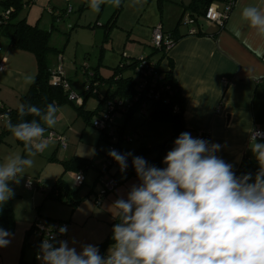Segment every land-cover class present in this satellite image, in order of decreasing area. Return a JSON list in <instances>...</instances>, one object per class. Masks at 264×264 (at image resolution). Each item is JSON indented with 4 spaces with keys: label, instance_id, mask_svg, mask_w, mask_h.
Here are the masks:
<instances>
[{
    "label": "clouds",
    "instance_id": "obj_1",
    "mask_svg": "<svg viewBox=\"0 0 264 264\" xmlns=\"http://www.w3.org/2000/svg\"><path fill=\"white\" fill-rule=\"evenodd\" d=\"M105 3L119 7L121 0H89V7L99 12ZM244 26L262 42L253 50L264 55V8L243 7L231 28L239 36ZM25 80L34 83L32 76ZM58 111L54 102L43 110L21 104V122L13 124L7 114L0 117L26 153L10 155L0 163V205L15 195L10 183L19 184L34 166V157L49 147L45 133L56 126ZM28 115L38 119L24 120ZM257 137L264 139V134L254 132L250 137V150L259 164L254 181L251 173L237 176L233 165L216 155L221 145H210L188 132L175 139L164 157V168L131 152L110 150L121 172L132 156L140 183L131 186L126 199L112 205L120 222L112 229L113 243L106 255L101 256L92 244L78 252L68 241L53 236L42 241L38 259L43 264H264V142H257ZM59 232L65 234L67 227ZM10 235L0 228V248L8 246Z\"/></svg>",
    "mask_w": 264,
    "mask_h": 264
},
{
    "label": "crops",
    "instance_id": "obj_2",
    "mask_svg": "<svg viewBox=\"0 0 264 264\" xmlns=\"http://www.w3.org/2000/svg\"><path fill=\"white\" fill-rule=\"evenodd\" d=\"M190 1L172 0L176 8L175 18L179 19L178 16L186 10L185 6ZM211 4H217L220 8L223 6L222 0H215ZM250 4L264 8V0H235L233 9L223 26L202 20L201 31L205 33L202 36L187 35V28H178L177 35L180 38L160 63V68L167 70L168 61H173V77L180 86L185 100L183 119L188 133L195 137L197 132H203L205 137L202 139L208 141L210 145L213 143L221 145L216 155L232 164L233 170L238 168L243 157L256 160L250 150V137L254 129L264 131V55H258L253 50L262 42L256 39L250 27L244 26L239 36L231 28L232 24L239 20L240 10ZM173 26V21H166V31H172L173 29L170 28L175 27ZM0 43V62L5 59L4 70L0 72V104L8 108H16L20 106L16 105L20 104V96L30 85L25 78L34 77L36 66L35 70L30 67L29 52L12 48L8 42L5 45ZM133 45L134 43L127 44L122 51L128 58L149 55L143 53L144 49L140 47L135 49ZM12 72H19L21 77L11 78L9 74ZM223 79L226 80V84ZM58 113V119L61 120V112ZM126 129L136 132L138 139L123 144L119 153L131 152L133 156L143 157L146 161L154 158L155 155L139 152L138 149L141 146L151 148L163 144L172 137L173 131L171 124L152 122L140 113L132 115ZM257 142H264V139L257 138ZM172 145L174 141L164 148L157 168L166 167L163 160ZM58 154L56 156H59ZM64 158L56 157L60 160V164L65 160ZM127 163L128 167L124 172L115 167L111 169V174L116 176L119 184L113 192L103 197L100 206L96 207L93 195L87 196L91 193L97 194L101 190L96 182V176L87 193H83H86L85 196L77 195L80 199L74 206L64 203L68 210L57 215L59 220L68 223L65 241H68L70 247L79 245L78 252L82 250L83 245L98 246L105 241L112 232L111 223L117 217L116 209L112 207L113 203L119 198L126 199L131 186L140 183L132 165V156L128 157ZM62 171L63 166L60 174ZM79 172L82 171H71L72 174ZM71 173L67 171L62 176V180L70 188L73 187L74 177ZM58 176L52 180L50 188ZM95 182L98 186H95ZM119 222L118 220L117 223ZM31 224L30 219L26 222H18L15 216V227L8 237L10 243L0 248V264L18 263L23 238ZM84 234H87L86 238H82ZM112 243L113 240L107 243L102 256L106 255ZM25 253L26 251L23 253V259L28 261L25 259ZM33 256L34 253L31 259Z\"/></svg>",
    "mask_w": 264,
    "mask_h": 264
},
{
    "label": "rangeland",
    "instance_id": "obj_3",
    "mask_svg": "<svg viewBox=\"0 0 264 264\" xmlns=\"http://www.w3.org/2000/svg\"><path fill=\"white\" fill-rule=\"evenodd\" d=\"M21 2L23 5L28 0H21ZM68 5L73 9L69 17L58 23L55 22L49 10L51 8L65 9ZM116 8L110 3H105L101 5L99 12H94L89 7V0H70L69 2L66 0H34L29 2L27 7L22 6L18 11L17 19L25 18L27 23L37 24L43 30L48 31L53 24L49 44L57 52L49 56L50 68L61 65L72 90L79 96L72 103L66 102L58 106L61 120L58 119L59 113H57L56 126L47 131H54L65 136L67 148L61 149L55 142L49 141V147L34 157V166L26 170L27 173L20 178L19 184L10 183L15 193L12 209L18 222H26L28 219L33 222V218L37 216L59 220L57 215L68 210L62 201L45 198L50 189V183L62 170L60 160L56 157H65V160L71 157L90 160L92 165L85 170V174L83 173L84 186L82 185V188L77 190V195L82 197L87 193L106 156L109 155V143L101 142L97 145L98 130L91 125V121L86 122L78 116L74 109L75 106L82 105L84 110L91 111L98 103V98L94 95L85 96L83 94V89L88 85V74L96 71L98 76H109L112 68L118 65L122 51L130 43H134L132 47L135 49L141 48L144 49L143 53L151 54L153 52L152 26L160 24L162 30L166 32V21H173L175 26L178 20L175 18L176 8L172 0H121L118 11L112 19L113 23L110 20ZM2 10L4 7L0 3V13ZM183 15L178 16L181 18L178 26L180 29L186 28L182 22ZM68 25L72 28H68ZM1 42L4 45L7 43L5 38H1ZM28 54L30 67L35 70L34 56L30 52ZM152 55L155 56V54ZM84 69H87L88 74L84 73ZM130 73H132L131 70L127 69L123 75ZM9 75L13 79L21 77L19 72H12ZM117 120L120 121V118ZM4 122V119L0 118V133ZM173 147L174 145L170 148ZM57 153L59 156H56ZM15 154L26 156L23 144H19L8 132L0 142V163H3L6 157ZM73 174L71 173V176ZM67 179H70L69 175ZM27 180H30L37 189H28L25 186ZM95 186H98L96 182ZM84 192L86 193L83 194ZM91 195L94 196L93 193L87 196ZM86 237L87 234H84L82 238ZM36 241V237L29 233L24 251H26L25 259L30 262L34 260L31 256L35 251ZM75 248L78 250L79 245Z\"/></svg>",
    "mask_w": 264,
    "mask_h": 264
},
{
    "label": "trees",
    "instance_id": "obj_4",
    "mask_svg": "<svg viewBox=\"0 0 264 264\" xmlns=\"http://www.w3.org/2000/svg\"><path fill=\"white\" fill-rule=\"evenodd\" d=\"M32 1L34 0H28L27 3L22 5L21 0H0V3L4 7V10H2L0 13V39L5 38V40H7L8 42V45L12 48L30 52L34 56L36 64L34 83H30L27 91L20 96V105L31 104L43 110L46 108L47 104L53 102L57 106L62 105L66 102L72 103L73 101L68 99L66 91L61 86L53 83L51 80V72L54 70V68H50L49 56L51 53L57 52V50L49 44V38L53 24L47 31L39 28L37 24L32 25L27 23L25 18L17 19L19 9L22 6L27 7L29 2ZM213 1L215 0H191L190 3L185 6L186 10L183 11L182 15L186 14V11L187 13H189L194 21L193 27L196 30L194 34H189V27L185 25V27L187 28V35L202 36L205 34L201 31L202 20H205V11ZM64 10L65 9L51 8L49 12L53 16L55 22L58 23L62 20L67 19L71 14L70 13L68 16H63ZM117 11L118 7L114 11L110 21H112ZM112 22L114 23V20ZM180 23L181 18L178 19L172 31L164 32L167 35V39L170 40L172 46L180 38V36L177 35V30L179 28L178 26ZM71 28L72 26L70 27V29ZM169 49L170 48L167 47L166 44H162L159 48L153 47V52L145 56L154 65V75H156L157 80L155 86L148 83L149 85H146L145 88L141 91H139L137 87L139 78L137 77L138 72L135 71V66L139 64L138 57L128 58L125 53H121L118 65L112 68V71L107 77L98 76L96 71L94 73L88 74L87 69H84V73L88 74V85L85 89H83V94L85 96L94 95L96 98H98V103L96 107L91 111L84 110L82 105L74 107L78 116H81L86 122H90L95 115H97L104 109V105L107 100H112L115 98L126 100L127 102L125 103V106L119 109V113L121 114L116 118V125L118 127L116 131L119 132V137L122 134L132 133L136 134L138 139V134L136 132L127 131L126 129L127 122L135 113L142 114L147 120H150L152 122L171 124L173 130L172 137L168 141L155 147L144 148L141 146L138 149V151L142 153L154 154V158L148 160L147 162L149 165H154L156 167H159L160 165L161 155L164 148L170 142L175 141V139L182 132H188L184 125L183 119L185 100L182 95L180 86L173 77V61H168L167 70H162L160 68V63L166 57ZM152 54H155V56H153ZM150 68H153V66L149 64L144 66L145 70H148ZM127 69L131 70L132 73L123 75V72ZM66 79L70 85L69 79L67 77ZM99 88H101V90H99ZM102 90L103 92H101ZM150 90H153V92L156 94H146ZM138 91L141 93V95ZM135 97H137V99ZM18 108L19 107L8 108L0 104V116L7 114L13 124L19 123L21 121L20 117L18 116ZM175 108H177L176 111ZM118 118H120V121L117 120ZM32 119L38 118L31 115L24 117V120L26 121H31ZM5 125L6 122H4L2 126V131L0 133V142L3 141V137L5 136V134L9 132ZM98 132L99 137L97 145H100L101 142L109 143V137L104 132ZM204 137L205 135H202L200 139ZM193 138H197V134H195V137ZM16 141L19 144H23L18 140ZM123 144L127 143L121 141L117 143L118 152L122 148ZM61 164L63 166V171L60 176H58V178L54 181L50 190L45 195V198H53L62 201L63 203L74 206L79 202L80 199L77 196L78 189L74 186L70 188L62 180V176L67 171H82V173H85V170H87L88 167L92 164L89 159L80 157H71L68 160H63ZM258 170L259 164L256 160L243 157L238 168L233 171L237 176L251 173L254 181L255 174ZM14 197L15 195L5 204L0 205V228H3L9 233L12 232L15 227V215L12 209V200ZM37 217L34 218L30 228L25 232L21 249V256L17 264H35L34 260L31 262L25 261L23 259V252L24 245L27 242V237L29 233H31V228ZM118 220L119 217L117 216L111 223V226L114 227ZM111 240L112 232L109 233L104 242L98 245L99 253L101 256L104 247Z\"/></svg>",
    "mask_w": 264,
    "mask_h": 264
},
{
    "label": "built area",
    "instance_id": "obj_5",
    "mask_svg": "<svg viewBox=\"0 0 264 264\" xmlns=\"http://www.w3.org/2000/svg\"><path fill=\"white\" fill-rule=\"evenodd\" d=\"M69 1L70 0H66V2H69ZM222 2H223L222 8H220L217 4H210L207 7L205 14H204V19L206 21L217 24L218 26L224 25L226 19L228 18L230 12L233 9L235 0H223ZM72 10H73L72 7L68 5L67 8H65V10L63 11L64 13L63 16H68L70 13H72ZM182 22L184 25L189 27L188 28L189 34L195 33L196 30L193 27L194 21L192 17L189 15V13H186L183 15ZM70 27L71 25H68V28ZM151 34H152L151 44L153 45V47L159 48L162 44H166L167 47L169 48L172 47L170 40L167 39V35L162 30V27L160 24L153 27ZM4 63H5V59H3L0 62V72L4 70ZM138 63L139 64L135 66V71L138 72L137 77L139 78V82H138L137 87L139 91L143 90L146 85H149L148 83L155 86L157 78H156V75H154L155 74L154 65L145 56L138 57ZM147 64L153 66V68L145 70L144 66ZM51 80L53 83L61 86L66 91V95L68 96L69 100L75 101L76 99H78V95L76 94V92H74L70 88V85L65 77V73L61 65H57L54 68V70L51 72ZM223 82L224 84H226L225 79H223ZM152 93H154L153 90H150L146 94L151 95ZM139 94L141 95L140 92ZM135 98L137 99V97ZM126 102H127L126 100L120 99V98L107 100L105 102L104 109L91 119L92 126L96 130L104 132L109 137V140H110L109 141V151L116 150L118 152L117 143L120 141L131 143L132 141L137 139V135L132 134V133L122 134L119 137V134H118L119 132L116 131V129L118 128L116 125V118L121 114L119 113V109L125 106ZM176 110L177 108H175V111ZM0 117H3V115H1ZM254 132H260L264 134V131L257 130V129H254L252 134ZM49 133L51 134L50 136H49ZM196 134H197V138H201L202 135H204V133L200 131L197 132ZM46 137L48 138V140H54L58 144L59 147L63 149L67 148V142L63 135L49 131ZM257 138H261V137H257ZM114 167L117 168L118 170H121L119 164L112 157L107 155L101 169L99 170L98 176L96 178V182L101 186L100 192H98L97 194H94V197H93L94 203L96 206H100L102 203L103 197L106 194L113 192L119 184V181L116 178V176L114 174H111V169ZM84 180L85 178L82 172L74 174L73 186L77 188L82 186L84 184ZM25 186L28 189H33V188L36 189V187L30 180L26 181ZM62 226H66L67 231H68V224L65 221L50 220L48 218H43V217L36 218L31 228V234L34 235L37 239L36 243L34 244L35 264H43L42 260L38 259V257L41 255L40 246L43 240L54 236L56 238V241H65L67 232L65 234H61L59 232V229ZM50 242H53V241H50ZM55 246H59L58 243H55Z\"/></svg>",
    "mask_w": 264,
    "mask_h": 264
}]
</instances>
